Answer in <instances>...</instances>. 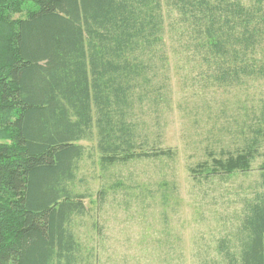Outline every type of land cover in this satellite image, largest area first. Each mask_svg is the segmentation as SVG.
<instances>
[{"label":"trees","instance_id":"1","mask_svg":"<svg viewBox=\"0 0 264 264\" xmlns=\"http://www.w3.org/2000/svg\"><path fill=\"white\" fill-rule=\"evenodd\" d=\"M31 1L0 0V264H82L74 221L90 212V195L74 183L83 142L96 141L103 170L167 154L154 153L149 123L169 106L174 56L205 86L264 80V0ZM248 150L197 168L248 171ZM260 168L241 253L221 245L226 264H264ZM123 181L100 190V209Z\"/></svg>","mask_w":264,"mask_h":264},{"label":"rangeland","instance_id":"2","mask_svg":"<svg viewBox=\"0 0 264 264\" xmlns=\"http://www.w3.org/2000/svg\"><path fill=\"white\" fill-rule=\"evenodd\" d=\"M176 39L168 34L170 48ZM175 48L176 43L171 53ZM183 64L184 58H172V93L161 125L148 121L154 148L160 149L154 153L167 154L150 151V157L103 170L96 141L83 142L87 152L74 183L76 191L90 195L85 200L90 212L74 221L82 264H226L222 244L241 253L246 200L259 190L264 162V80L220 87L208 77L205 86L198 71L188 73V63L181 70ZM155 130L161 138L154 137ZM250 146L254 158L248 171L209 175L197 168L250 153ZM117 179L124 180V188L111 186L100 209V190ZM164 181L165 195L159 189Z\"/></svg>","mask_w":264,"mask_h":264}]
</instances>
